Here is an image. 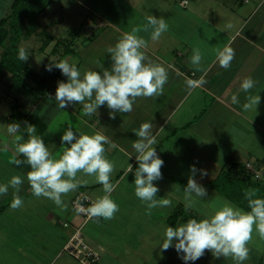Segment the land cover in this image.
<instances>
[{
	"label": "crops",
	"instance_id": "0c3cea01",
	"mask_svg": "<svg viewBox=\"0 0 264 264\" xmlns=\"http://www.w3.org/2000/svg\"><path fill=\"white\" fill-rule=\"evenodd\" d=\"M77 1L83 9H90V3L84 0ZM182 1L176 0L174 4L171 3V9L174 13L166 10L165 21L168 24V30L155 42L151 40V28L148 31L142 30L146 25L144 23L132 28L121 27L113 21H109L107 25H102L110 26L121 36L125 32H131L134 28L141 29L137 35L143 37L148 43L147 49L144 50L147 57L168 71V82L164 85L162 95L154 98H137L130 113L116 112L115 119H111L110 110L106 105L99 107L96 114L87 116L84 115L83 106L79 103H73L65 109H60L53 93L34 94L32 91L19 92L13 89L17 91V97L13 103L8 101L13 110H10L9 119L4 122H8V125L18 123L20 132L17 134L22 135L24 140L28 138L27 125L35 126V135L43 139L53 157H57L61 152V137L69 125L77 136L83 131L90 133V135L101 133L109 138L111 144L105 145V156L115 164L111 182L116 187L111 198L119 205V211L113 219L105 220V225L120 220L123 229L130 232V235L134 237V243H136L132 249L134 260L138 255L149 258L148 253H153L154 249L160 256H163L161 254L165 252L160 247L163 240L154 239L156 247L149 246L143 241L146 235L149 236L152 233L146 231L143 225L136 223L137 219H135L134 213L126 215L121 212L131 205L136 206V204L131 203L132 196L129 197L128 195H135L134 173L138 168V163L132 144L138 139L134 131L138 130L142 123L151 122L153 124L152 132L158 140L154 147L157 155L164 161L161 168L162 179L153 182L159 188L157 199L167 198L172 201L170 207H158L151 211L152 223L162 225V230L165 231V228L169 226L177 227L192 218L200 220L210 216L213 211L214 195L222 196V201L225 198L227 203L231 202L229 204L234 207L249 211L210 184L212 175L223 167H228L231 159L244 163L247 169L254 173V177L264 184V0H209V3L204 0L202 2L200 0H186L185 3ZM51 3L53 4L54 1ZM51 3L39 17L45 14L47 16L55 15L56 20L52 22L54 27L50 30L47 29L49 24L44 27L38 17L35 28L23 32L26 38L37 31L47 33L45 39L47 44L44 45L43 43L44 46L41 44L40 48L42 49H47L54 42L57 43L60 38H63L59 36L57 29L58 21L63 16L59 15L57 7L55 11L52 10ZM204 4L210 5L205 6ZM48 8L51 10L47 11ZM135 9L140 13L143 12L137 6ZM97 33V28L90 31V47H92V51L90 50V70L102 74L103 69L100 65L103 68L110 69L111 67V58L110 54L107 53V48L114 46L121 36L117 41L97 43V38L100 36ZM114 37L116 38V34ZM66 39L68 41V38ZM68 42H70V46L66 51H63L61 56L64 55V58L73 63L74 58L71 53L77 55L74 49L75 38ZM97 44L99 48H97ZM225 47L232 48L235 53L228 69L220 67L217 59L218 50H223ZM194 48H199L203 54L202 71H196L190 63ZM56 51L59 50L52 48L50 56ZM81 64L82 62L78 68ZM201 76L206 80L204 85L192 89L187 86L186 81L188 79L196 80ZM246 77H251L257 81L250 93H245L240 88V84ZM64 82H67V79ZM249 94H258L261 97L256 111L253 109L246 112L242 108L243 103L246 102V96ZM233 95L238 97L240 101L238 104L231 102ZM9 98L11 99V96ZM1 99L2 96L0 102ZM42 105L44 107L40 109ZM2 129L3 131L0 130V157L5 159H1L0 166L3 164L11 165L15 169L14 171L24 178L23 184H26L27 187L26 191L20 194L31 195L30 185L26 178L27 172L31 170L30 166L25 163L17 167L12 163L15 158L24 159L15 153L16 134H9L4 127ZM112 144L115 147H112ZM64 146L70 145L65 144ZM214 152L221 155V161L212 159ZM129 164L132 165L133 171L128 173ZM193 165L196 169H203L207 172L206 176H201L199 171L195 175L196 181L207 190V195L198 198V201L201 200V206L197 203L195 208L185 209L183 189L187 186ZM79 178L92 180L91 177H85L82 174L79 175ZM171 188L173 189L170 190ZM175 188H179L180 191L175 192ZM79 191H84L93 199L104 195L100 184L90 182L87 185H81L76 191L62 197L67 205L66 210L53 203L52 207L49 206L50 208L40 213L41 219H44L45 222L43 224L45 227L42 226V229H39V226L37 228L36 224H32L30 220L37 216L38 210L44 209L43 206L39 209L36 208L38 210H35L34 213L31 212L30 214H33L31 217L26 215L29 220H27L28 226L31 229H38L39 233H36V236H43L47 242L46 245L40 247L31 246L30 250L33 248L32 251L35 252L33 255L30 253L22 254L25 255L28 262H22L23 259L21 258V260L14 259L12 264L54 263L55 258L65 250L64 247L71 229L74 228L73 225L83 223V216H79L72 205V199ZM136 199L142 204L137 205L133 211L136 214L137 211L140 212V209H142L141 212L146 211L144 203L137 197ZM210 202L211 208L207 207ZM179 205L184 207V213L179 216L177 225L172 226L168 222V216ZM207 208L210 210L207 211ZM138 216L140 218V213ZM92 219L97 223L104 221L103 218ZM64 220L70 221L73 228L64 227L62 223ZM27 222L24 224L26 225ZM88 223L90 220L84 223V231H86L85 227ZM103 229L104 227H102L99 235L94 236V240L101 245L102 249L109 252L111 257H114L115 253L111 246L106 240H104L105 242L102 240ZM30 233L35 234L32 231ZM117 233L120 241L130 242L127 235ZM136 237L138 239H135ZM14 247L15 244L9 246L10 253L14 251ZM261 253L262 256H260L257 264H264V251ZM165 254L163 257L167 259V264H183V260L180 258L183 253L178 254L174 246L169 248ZM207 260L205 264L211 261L208 258ZM100 264H103V257Z\"/></svg>",
	"mask_w": 264,
	"mask_h": 264
},
{
	"label": "clouds",
	"instance_id": "9594fccd",
	"mask_svg": "<svg viewBox=\"0 0 264 264\" xmlns=\"http://www.w3.org/2000/svg\"><path fill=\"white\" fill-rule=\"evenodd\" d=\"M151 28V40L158 41L161 35L168 30V24L163 18L154 15L147 17V24L143 31ZM141 29L134 28L125 32L114 46L107 48L110 54L111 67L103 68L101 72L86 70L83 74L79 68L67 59L52 62L46 66L51 72L53 67L59 69L67 77V82L59 81L55 92V100L60 109H65L73 103L83 106V113L92 116L101 106H107L109 116L115 119V113H130L137 98H154L163 94L164 85L168 82V71L160 64L152 62L146 55L147 41L137 35ZM234 50L225 47L218 50L217 59L220 67L228 69L234 59ZM18 59L26 61L28 53L24 47L18 51ZM203 54L199 48L193 49L190 63L196 71H202L201 62ZM99 64V62H98ZM206 83L203 76L199 79H188L187 86L192 89ZM257 81L246 77L240 84L241 91L250 93ZM261 97L247 95L243 103L244 111L257 109ZM233 104L240 101L236 95L231 97ZM27 123V122H25ZM153 124L144 122L139 129L134 131L138 137L132 147L136 152L138 168L135 170V196L146 206V213L151 215L155 208L170 207L172 201L167 198L157 199L159 188L154 181L162 179L161 168L164 161L157 155L154 145L157 136L152 132ZM7 132L15 135V153L24 159L15 158L12 163L19 167L22 164L30 166L26 178L31 192L36 197H45L52 200L58 207L67 209L62 197L76 191L81 185L97 183L102 185L104 195L98 197L86 209L89 219L103 218L111 220L119 211V205L111 198L116 185L111 182L115 171V164L106 158V144H111L109 138L101 133L92 135L79 133L77 136L72 127L65 130L61 137V152L53 157L43 139L35 135L36 127L27 125V140L20 132V125L12 123L7 126ZM23 141V142H21ZM70 145L65 147L64 145ZM112 147H115L112 144ZM128 173L133 171L129 164ZM197 171L201 176H206L203 169L191 166V175L188 178L184 192L185 209L195 208L198 198L207 195V190L199 184L195 175ZM91 177L92 180L81 179L79 175ZM24 180L19 175L12 176L7 184H0V196L6 195L11 187L13 199L10 204L12 210L23 206L19 191ZM244 197L249 211H243L229 203L220 202V206L213 205L210 216L197 220L189 219L177 227H166L162 251L175 248L183 261H196L210 251L216 259L231 257L235 264H243L249 258V243L255 231L264 239V198L258 196V190L249 188L245 190ZM219 199V198H217ZM78 211H85L81 206ZM176 243L173 245V241Z\"/></svg>",
	"mask_w": 264,
	"mask_h": 264
},
{
	"label": "rangeland",
	"instance_id": "374dc122",
	"mask_svg": "<svg viewBox=\"0 0 264 264\" xmlns=\"http://www.w3.org/2000/svg\"><path fill=\"white\" fill-rule=\"evenodd\" d=\"M84 1L90 3V9H86V8L83 9L77 0H56V1L54 0V3L53 4L51 3L52 10L55 11L57 7L58 8L57 11L59 15L63 16V18H60L57 25V29L59 30V34H60L59 36L63 37L64 39L68 38V41L69 40L71 41L72 39L75 38L74 49L77 52V55L73 53H71V55L74 58L73 63L77 67L82 62V64L80 65L81 69L79 68L81 74H83L84 71L86 70H90V50L92 51V47H90L91 30L93 31L95 28H97L98 31L97 35H100L97 38V43L103 41H114V40L117 41V39L121 36V34L115 32L110 26H102V25H107L109 21H113L114 23L118 24L121 27L132 28L135 25H140L143 23L147 24L148 16L146 17V15H154L158 19L163 18L165 20V18L167 17L165 13L167 11L173 12L171 9V5H172L171 3L174 4V1L176 0H84ZM200 1L202 2V0ZM204 1L206 3H209V0H204ZM13 2L14 0H0V19L4 17H8L12 13ZM209 5L210 4H207L205 6H209ZM136 6L140 8V11L143 12L140 13L139 11H137L135 9ZM50 10L51 9L48 8L47 11ZM48 14L50 15V13ZM39 19L41 23L44 25V27H46L45 25L49 24L47 29L50 30L51 28L54 27L52 22L56 20V16L55 15L47 16L45 14V15H41ZM12 24H13L12 18L8 17V21L6 22L5 25L9 30V35H8L9 37L7 36V38L5 39L4 45L0 44V59L3 56L2 50L6 49V46H8L9 48L12 49V51H14L13 50L14 48L12 47V40L16 36V31L12 27ZM32 25L33 24H31V26ZM20 27L21 28L18 31L20 36L18 37L17 49L19 51L20 46L26 49L28 53V59L25 62L31 65L35 71H40V70L46 71V66L52 64V62H59L62 59H67L63 57L64 55L61 56L66 46L57 49L61 51V53H58L59 51H56L51 56L50 54L52 53L51 52L52 48H55L56 42H54V44L51 43L52 46H49L47 49L40 48L41 44L43 45V43H45L46 41L45 39L47 38L46 35L47 33H39L37 31L35 34L26 38L23 32H27L30 29L29 25L27 24V19L20 20ZM115 34H116V38L114 37ZM63 44L64 43H62L61 45ZM96 46L97 48H99L98 44ZM78 55L80 58L78 57ZM9 74L10 72L7 71L6 69L0 70V98L2 96L1 99L2 101L0 102V130L2 131H3L2 127H4V129H7L8 122L6 123L4 122L9 119L8 116L10 115L11 112L10 110L11 109L13 110V108L10 107V102H12V100H15V98L17 97L16 96L17 91L11 89L12 81L10 79ZM29 82L31 84L35 83L32 79ZM8 96L9 97L11 96V99ZM43 107L44 106L42 105L40 109ZM82 133L90 135V133L87 132L82 131ZM239 139L241 138L239 137ZM223 147L226 146L223 145ZM220 157L221 155L218 154L217 152H214V154L212 155V159L214 161L217 160L221 161ZM1 159H5V158L0 157V161ZM14 170L15 169L12 168L11 165L10 166H8L7 164L1 165L0 184H7L12 176L19 175ZM218 173L219 171H216L214 174L212 173L213 174L212 179L215 178L218 175ZM21 178L24 180L22 176ZM254 179L258 180L255 177ZM26 188H27L26 184L21 185L18 194L23 200V206L16 210H12L10 208V204L13 199V191H14L11 187L9 188V191L6 195L0 196V205H4L3 209L0 210V264H12L14 259L21 260V258L23 259L22 262L23 261L28 262L26 261L25 255H22L23 253H30L33 255L35 254V252L32 251L33 248L32 250H30L31 246L40 247L42 245H46L47 241L44 240L43 236H36V233H39L38 229H31L28 226V222H27L28 218L26 217V215H30L31 217V215H33L30 214L31 212L34 213L35 210H38L43 206L42 208L44 209L38 210L37 216L34 219L30 220L32 224L34 225L36 224L37 228L39 226V229H42L43 227H45L43 226L45 222L44 219L43 220L41 219L40 213H43L47 208H50L49 206L52 207V204L54 202L42 196L36 197L33 194L28 195L24 193L23 195H21L24 191H26ZM84 188L87 189V187ZM167 188L169 189V187ZM173 188H171L170 190H172ZM249 188L247 187L246 190ZM178 191H180V189L175 188V192ZM87 196L89 195L87 194ZM128 196L129 197L132 196L131 203L136 204V206L142 204L137 201L134 194H130ZM89 197L93 199L91 196ZM214 199L215 200L213 203L217 207L220 206V202L227 203V200H225V198L224 201H222L223 198L220 195L219 196L214 195ZM93 200L95 201V199ZM198 204L201 206V200L198 202ZM136 206L131 205L128 208H124L121 212H123L126 215H131L132 213H134V215H136L137 217V218L135 217V219H137L136 223H138L139 225H143L144 228H146V231H150L152 233L149 236L146 235L143 241L149 246L156 247V243L154 242V239H156L157 241H161L164 238V230H162V225L160 224L158 225L156 223L153 224L152 217H150V215H148L145 210L141 212L142 209H140V212L137 211L136 214L135 211H133L135 210ZM207 207L211 208V202L207 204ZM209 210L210 209L207 208V211ZM139 213H140V218L138 216ZM79 216H81V213H79ZM91 219H88L90 220V223L86 225L85 227L86 231L83 230V227L82 230L85 233L86 239L88 240L89 244L94 249L98 250L101 253L103 257V264L105 262L106 264H167V259L163 257L164 255H166L165 254L166 251L161 254L163 256H160L157 254V251H155V249L153 253L151 254L148 253L149 258L138 255L137 257H135L134 260L133 258L134 254L132 250L136 246V243H134L135 241L134 237L130 235L129 231H125L123 229V227L120 225L119 222L120 220L113 221L110 224L105 225L106 223L105 219L104 221L98 223L95 220L93 219L91 220ZM26 222L27 224L25 225L24 223ZM102 227H104L105 229V230L103 229L102 231V240L103 242H105L104 240H106L108 244L111 246L112 251L115 253L114 257H111L112 255H110L109 252H106L104 249H102L101 245L94 240V236L99 235L101 233ZM30 231L34 232L35 234H31ZM117 232L121 233L124 236L127 235L128 240L130 242L120 241L118 239ZM135 239L138 238L136 237ZM175 243L176 241L174 240L173 244ZM12 244H15L16 248L14 247L13 249L14 251H11L10 253L9 251L10 249L8 248ZM53 244L55 245V243ZM17 246H19V248H17ZM129 247L131 248V250ZM248 247L250 249L249 258L246 261H244L243 264L246 263L257 264L260 256H262L261 252L264 251V239H261L259 235L254 231L253 239L249 243ZM207 258L211 260L210 263L207 264H235V262L232 260L231 257L228 258L221 257L219 259L214 258L210 251H206L204 256L196 261H188L187 264H205V262L208 261ZM53 264H77V260L73 258L67 251L64 250L61 252V254H59L55 258ZM183 264H186V262L183 261Z\"/></svg>",
	"mask_w": 264,
	"mask_h": 264
},
{
	"label": "trees",
	"instance_id": "16d2710c",
	"mask_svg": "<svg viewBox=\"0 0 264 264\" xmlns=\"http://www.w3.org/2000/svg\"><path fill=\"white\" fill-rule=\"evenodd\" d=\"M54 0H14L12 6V13L8 16L12 18V27L16 31V36L12 40L11 48L6 46L3 49V56L0 59V70L6 69L11 75V88L17 91H32L34 94H55L58 82L65 81L66 76L62 75L61 71L57 68H53L49 71H35L34 68L18 59V37L20 27V20L27 19V24L30 29L33 30L37 24V18L40 14L44 13L49 4ZM8 17L0 19V44L4 45V41L9 35V30L6 27ZM18 23V24H17ZM31 24H33L31 26ZM65 40V41H64ZM67 39L60 38L54 50H57L61 46H66V51L70 42H66ZM64 43L63 45H61ZM44 43V45H46ZM43 45V46H44ZM11 56V58H10ZM33 80L35 83L31 84L29 81ZM14 102V100H12ZM18 103V102H17ZM210 184L226 197L236 201L239 205L249 210L247 201L244 197L246 188H254L258 190V196L264 198V184L260 180L254 179V173L247 169L246 165L240 161L230 160L228 167H223L218 175L210 180ZM4 205L0 206L2 210ZM184 213V207L179 205L168 216V222L172 226H176L179 221V216Z\"/></svg>",
	"mask_w": 264,
	"mask_h": 264
},
{
	"label": "built area",
	"instance_id": "2783aa9c",
	"mask_svg": "<svg viewBox=\"0 0 264 264\" xmlns=\"http://www.w3.org/2000/svg\"><path fill=\"white\" fill-rule=\"evenodd\" d=\"M182 2H186V0ZM93 201L94 200L87 196L84 191H79L72 199V205L76 211H78V208L81 206L85 209V211H78L83 216V223L73 225L68 220L62 222L63 226L66 228H70L72 225L74 226V228L72 227L73 229H71V234L69 235L64 249L77 260V264H100L102 259L101 253L89 244L82 230V225L89 219L86 209Z\"/></svg>",
	"mask_w": 264,
	"mask_h": 264
}]
</instances>
